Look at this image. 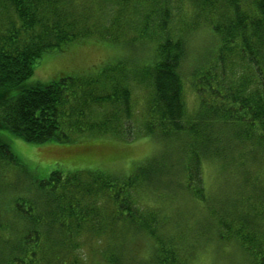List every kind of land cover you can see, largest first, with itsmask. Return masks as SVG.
<instances>
[{"label":"trees","instance_id":"obj_1","mask_svg":"<svg viewBox=\"0 0 264 264\" xmlns=\"http://www.w3.org/2000/svg\"><path fill=\"white\" fill-rule=\"evenodd\" d=\"M186 1L194 7V20L187 26L206 21L217 40L189 74L198 110L193 117L185 115L184 29L171 30L166 20L151 27L144 18L143 28L131 37L156 39L149 58L138 68L151 84L142 130L148 137L187 138L178 167L182 176L175 184L195 200L208 198L200 176L202 158H218L228 167L233 154L238 160L241 156L239 169L234 167L239 177L230 206H221L223 201L204 205L212 208L219 229L227 231H220L219 237L225 240L227 234L240 243L246 264H264V0ZM117 5L114 23L101 33L90 23L91 6L86 3L0 0L1 129L33 144L71 141L86 132L133 136L129 89L114 79L116 71L125 70L124 62L137 63L132 58L107 74L27 82L48 53L65 51L94 34L124 35L120 20L127 7ZM104 79L111 83L104 85ZM97 110H102L99 118ZM19 161L0 137V165L13 166L17 173L15 181L0 183V264H79L76 250L97 234L105 235L108 244L118 242L99 254L106 264H127L121 254L127 240L115 237L127 230L151 236L160 247L157 255L138 264H184L175 248L157 235L156 211L161 216V208L143 214L132 198L135 186H151L157 180V165L139 167L122 177L98 169L66 173L54 169L44 178L21 182L27 168ZM169 188L163 195L172 199L177 192L171 194ZM80 232L91 234L81 242ZM96 253L91 251L89 264H94Z\"/></svg>","mask_w":264,"mask_h":264},{"label":"rangeland","instance_id":"obj_2","mask_svg":"<svg viewBox=\"0 0 264 264\" xmlns=\"http://www.w3.org/2000/svg\"><path fill=\"white\" fill-rule=\"evenodd\" d=\"M75 2L78 5L81 2L91 6L90 23L101 33L114 23L119 13L117 4H126L127 11L120 20L125 34L114 31L107 38L94 34L91 38L70 45L65 51L48 53L37 62L27 82H49L62 75L107 74L115 71L116 65L132 58L137 63L131 65L124 62L125 70L116 71L114 79L129 89L132 104L130 124L134 127V134L127 139L124 136L117 138L111 133L86 132L75 135L71 141L33 144L0 128V137L8 142L19 162L27 168L25 169L28 174H23L25 178L21 179V182L44 178L54 169L63 173L98 169L122 177L139 167L157 165V180L154 183L152 181L151 186L144 185L141 188L135 186L132 198L143 214L149 213L153 208H161V216L158 215L159 211L155 210L157 235L175 248L174 252H177L178 259L184 264H246V252L240 247V243L233 237H227V234L225 240L219 237L220 231L222 234L227 231L223 227L219 229L217 216H211L212 208H206L204 205L212 206L223 201L220 203L221 206H230L239 177L234 167L238 168L241 156L238 160L237 153L233 154L234 156L228 159L230 163L228 167L218 158H202L200 176L208 198L207 201L195 200L175 184L182 176V173L178 172V167L185 157L182 144L187 138L183 135L171 139L155 135L148 137L142 130L143 107L150 95L151 84L148 77L138 68L141 62H146L149 58L150 47L156 39L132 40V35L143 28L141 24L144 18L151 27L160 20H166L167 27L171 30L180 32L182 28L184 29L186 55L181 68L185 83L183 98L185 115L193 117L198 110V98L189 83V74L193 66L204 59L217 42L210 25L206 21L197 20L193 28L187 26L194 20V7L186 0H75ZM157 36L158 34H155V37ZM108 80H102L103 84L108 86L111 83ZM97 111L94 114L99 118L102 110ZM223 156L221 160L224 159ZM13 168L0 165L1 184L15 181L17 173ZM169 171H173V174H167ZM168 188L171 194H175V190L177 192L172 199L163 195L164 189ZM154 193L157 195L154 196ZM215 211L219 213L217 208ZM133 231L115 233L118 241H122L123 238L127 240L124 241L125 251L121 253L122 259L128 260L127 264H138L151 257V254H158L157 248L160 247L150 239L151 236ZM90 234L80 232L77 235L82 242L84 238H89ZM117 243L108 244L105 235L97 234L90 240V244L86 243L76 250L75 255L79 264H89L88 261L92 259L91 251H94L97 252L93 255L94 264H106L99 254H104L106 247L109 245L114 247ZM147 264L152 263L149 261Z\"/></svg>","mask_w":264,"mask_h":264}]
</instances>
